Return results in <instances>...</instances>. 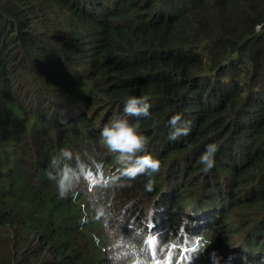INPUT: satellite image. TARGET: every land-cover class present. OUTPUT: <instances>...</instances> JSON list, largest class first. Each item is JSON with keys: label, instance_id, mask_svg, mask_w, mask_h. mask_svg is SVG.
I'll list each match as a JSON object with an SVG mask.
<instances>
[{"label": "trees", "instance_id": "obj_1", "mask_svg": "<svg viewBox=\"0 0 264 264\" xmlns=\"http://www.w3.org/2000/svg\"><path fill=\"white\" fill-rule=\"evenodd\" d=\"M133 95L159 168L129 178L100 132ZM214 256L264 264V0H0V264Z\"/></svg>", "mask_w": 264, "mask_h": 264}, {"label": "clouds", "instance_id": "obj_2", "mask_svg": "<svg viewBox=\"0 0 264 264\" xmlns=\"http://www.w3.org/2000/svg\"><path fill=\"white\" fill-rule=\"evenodd\" d=\"M150 104L148 98L144 96H130L124 101L122 116L107 123L100 132L104 144L113 152H118L127 161L129 166L124 168L123 175L134 178L137 174H151L158 170L159 160L151 155H139L146 146L147 140L143 134L138 131V121L150 115ZM129 117L136 118L130 120ZM171 131L170 139H175L181 135L187 136L191 131L190 121L181 119L180 114L173 115L168 121ZM217 151L215 143L205 145L204 152L200 155L199 160L206 170L211 169L215 163L214 154ZM72 153L68 149H61L59 157L51 161V166L56 168V172L49 171L48 177L55 181L59 194L65 195L74 184L79 180L81 172L72 167H59L60 158L71 159ZM146 187L151 190V180H148ZM211 243V241H209ZM214 264H220L218 257L214 256Z\"/></svg>", "mask_w": 264, "mask_h": 264}]
</instances>
